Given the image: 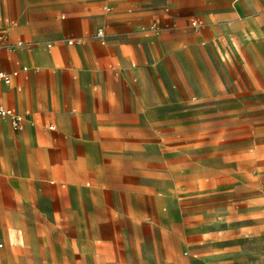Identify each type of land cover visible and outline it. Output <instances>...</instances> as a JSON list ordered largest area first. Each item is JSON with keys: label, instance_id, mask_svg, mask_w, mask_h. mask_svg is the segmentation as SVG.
<instances>
[{"label": "rangeland", "instance_id": "obj_1", "mask_svg": "<svg viewBox=\"0 0 264 264\" xmlns=\"http://www.w3.org/2000/svg\"><path fill=\"white\" fill-rule=\"evenodd\" d=\"M183 1L131 2L158 5L125 49L160 94L143 157H94L99 185L37 210L22 246L0 238L13 264L34 242L46 264H264V0Z\"/></svg>", "mask_w": 264, "mask_h": 264}, {"label": "crops", "instance_id": "obj_2", "mask_svg": "<svg viewBox=\"0 0 264 264\" xmlns=\"http://www.w3.org/2000/svg\"><path fill=\"white\" fill-rule=\"evenodd\" d=\"M135 1L0 0V33L8 43L24 41L0 48V70L11 75L0 80V103L26 116L21 129L0 120V238L11 246L23 245L19 227L30 226L37 210L61 209L73 203L65 194L100 184L105 166L94 157H143L142 115L160 94L140 89L141 68L125 49L142 33L140 17L155 15L158 5L139 4L131 16ZM105 24L113 32L102 26V43L92 32ZM77 37L83 42H68ZM33 247L37 264H46ZM0 254L2 264H13L8 248Z\"/></svg>", "mask_w": 264, "mask_h": 264}, {"label": "built area", "instance_id": "obj_3", "mask_svg": "<svg viewBox=\"0 0 264 264\" xmlns=\"http://www.w3.org/2000/svg\"><path fill=\"white\" fill-rule=\"evenodd\" d=\"M196 24L197 21H194ZM156 29H159L158 27ZM95 37H97L102 43L106 42L107 39V30L104 27H99L96 31ZM8 34L6 32L0 33V48L3 47H13L14 45H22L24 43L23 40H18L16 43H8ZM69 43H80L83 42L81 37L77 38H69ZM0 80H4L6 82L11 81V75L3 70H0ZM6 119L9 120L13 127L16 129H21L25 126L26 116L24 113L19 112L18 110L5 106L0 103V120Z\"/></svg>", "mask_w": 264, "mask_h": 264}]
</instances>
